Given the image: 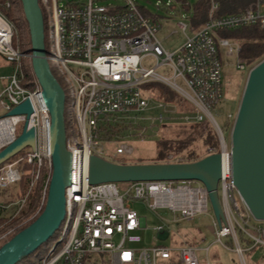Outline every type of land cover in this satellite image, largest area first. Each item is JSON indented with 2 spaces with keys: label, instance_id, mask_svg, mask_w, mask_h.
<instances>
[{
  "label": "built area",
  "instance_id": "2783aa9c",
  "mask_svg": "<svg viewBox=\"0 0 264 264\" xmlns=\"http://www.w3.org/2000/svg\"><path fill=\"white\" fill-rule=\"evenodd\" d=\"M37 3L40 11L41 6L49 8L48 21L42 19L50 47L49 53L44 48V57L63 90V111L73 118L79 139L72 134L65 136V148L70 153V184L64 188V215L54 239L41 245L36 264H210L207 259L200 262L197 256V251H202L206 258L208 245L199 248L192 242L178 248L163 244L132 246L139 240L134 232L144 227V219L131 207L132 201L143 202L150 210L166 209L189 220L208 211L207 194L201 183L196 181L199 184L193 186L191 180L130 181L119 191L116 182H87L89 155L115 163H133L120 160L132 156V145L119 140L121 135L104 133L99 123L102 127L125 126L129 134L136 128V114L149 103L165 111L178 110L179 104L153 100L144 93L142 85L147 82L161 83L188 105V110L179 116L183 123L205 121L213 128L220 153L217 193L223 213L220 224L212 219L214 240L221 248L235 252L239 263L245 264L244 251L264 247V229L241 209L235 196L228 146L211 109L221 98L220 53L232 56L238 51V46L219 36L218 31L246 24L264 28V0H254L235 14H217V0H206L202 24L190 25L187 32L184 23L176 24L183 41L173 51L162 47L156 36L158 26L141 13L133 0H122L120 4H103L99 0ZM13 33V24L0 12V56L12 65L10 75L0 76L4 83L0 109L5 111L0 116V150L18 137L23 128L22 125L18 132V125L26 121L27 128L34 129L35 145L25 147L0 166V188L18 182L20 165L27 162L33 164L30 187L40 179L43 199L51 173L49 114L33 72V87L23 85L21 58L25 56L31 68V53H21L12 45ZM147 57L154 60L150 68L141 64ZM234 65L238 71L244 69L237 60ZM158 66L165 67L168 75L154 72ZM25 99L32 106L28 117L25 113L7 114ZM161 119L158 114V121ZM144 130L145 126L139 127V133ZM109 142L115 145L113 152L106 155L104 145ZM213 152L212 148L206 149V154ZM182 160L181 155L166 156V162ZM24 202L25 197L16 201L18 210ZM154 230L162 233L164 227L157 225ZM238 232L248 240L246 246L241 245ZM167 236L168 231L164 239ZM222 238H229L232 246Z\"/></svg>",
  "mask_w": 264,
  "mask_h": 264
},
{
  "label": "water",
  "instance_id": "95a60500",
  "mask_svg": "<svg viewBox=\"0 0 264 264\" xmlns=\"http://www.w3.org/2000/svg\"><path fill=\"white\" fill-rule=\"evenodd\" d=\"M28 23L31 42V69L49 114L48 142L51 173L41 211L35 219L14 233L0 246V264H17L51 238L64 215V188L70 184V153L65 148L64 95L44 57L43 23L37 0H20ZM32 112L29 99L7 114ZM33 128L27 121L18 137L0 150V166L22 151L34 148ZM229 166L232 182L242 204L256 221H264V58L246 74L229 133ZM220 153L213 152L191 162L115 163L96 155L87 161V182H130L141 180L186 181L201 183L215 221H223L217 182ZM167 230L156 233L164 239Z\"/></svg>",
  "mask_w": 264,
  "mask_h": 264
},
{
  "label": "rangeland",
  "instance_id": "374dc122",
  "mask_svg": "<svg viewBox=\"0 0 264 264\" xmlns=\"http://www.w3.org/2000/svg\"><path fill=\"white\" fill-rule=\"evenodd\" d=\"M133 1L138 6L141 13L147 17L150 22L158 26L156 30V36L159 39L162 47L167 51L175 50L183 41L182 32L176 28V24L184 23L187 26L186 32L189 30V26L192 25L190 22L192 4L196 0ZM99 2L103 4H120L122 0H99ZM48 14L49 8L41 6V15L45 23L48 21ZM43 33L44 48L46 53H49L50 47L46 37V28L43 29ZM227 39L232 42L233 45L236 44L239 46L238 40L234 38ZM23 40L24 38H22V41ZM30 48L19 47V51L21 53H26L30 51ZM25 60H27V58L23 56L21 61ZM220 61L221 98L219 102L211 109V113L222 131L225 143L229 147V133L233 121L232 116L235 114L242 92V78L244 75L246 77L247 71L243 70L241 72L235 68V53L232 56H223L221 51ZM141 64L145 68H150L154 65V60L150 57H147L142 60ZM154 72L160 73L162 75H168L167 69L162 66L154 68ZM11 73V63L7 62L3 57L0 56V76H8ZM240 74L242 76H240ZM3 84L4 83L0 81V91L3 87ZM143 92L146 93V89L143 88ZM149 105L150 106H148L146 109L136 114L138 117L136 119V128H134L130 134H120L122 137H120L119 140H124L133 147V154L131 157H151L161 148H163L162 143V146L157 147L156 145L158 134L163 133V135H166L169 131H173L172 129L175 127V125H181L182 127L184 123L179 116L180 114L186 112L189 108L185 102H183V107L177 108L178 110L176 112L162 110L161 108L153 105V103H149ZM4 114L5 111L0 109V116ZM158 114H161L162 116L161 121H158ZM65 119V136L68 137L72 134L73 137L78 141L79 138L73 118L69 117L65 113ZM22 125L23 123L18 125V132L20 131ZM192 125L195 124H184L185 134L187 137H184L183 134H179L177 136L176 145H179L180 149H182V153L178 155L183 156L187 147H194L198 152L206 154L207 148L202 146L200 137L196 132L197 130L195 128H190ZM140 126H145V130L141 133H139ZM140 138H142V140H140ZM114 145L115 143L111 142L104 145V152L106 155H110L113 152ZM126 183L127 182H117L116 186L118 190L122 191ZM191 184L196 186L199 183L196 181H191ZM11 187H8L4 193V196H0L1 203L13 200V198L8 196L9 191L13 190ZM235 194L241 209L246 212L247 209L240 201L237 193ZM131 207L136 211L138 217L144 219V227H140L134 232L139 236V240L135 243H132L133 247L141 248L156 244H163L165 246L178 248L186 243L194 242L197 246H199V248L207 245L209 246L206 258L204 257V253L202 251H197V256L200 262H205L207 259L210 264H240L239 258L235 252L221 248L220 245L214 240V234L212 230V219H214V217L211 213L209 205L207 213L197 214L189 220L182 219L177 213H172L166 209L158 208L150 210L144 205L143 202L136 200L131 202ZM19 210L17 209L16 213L19 212ZM34 215L35 213L24 218L22 223L18 224L16 228L18 229L21 224L30 220ZM251 220L259 223L264 229V221H256L253 218ZM157 225H162L164 229H167L168 236L165 239H159L156 236L154 227ZM16 228H9V230H12L10 233L7 232L8 230L0 233V246L14 233H16ZM4 234L7 235L6 237L2 238ZM51 239H54V237ZM222 241L226 243L227 238H222ZM243 258L245 264H264V247L257 246L253 250L244 251ZM35 262H37L36 258Z\"/></svg>",
  "mask_w": 264,
  "mask_h": 264
},
{
  "label": "trees",
  "instance_id": "16d2710c",
  "mask_svg": "<svg viewBox=\"0 0 264 264\" xmlns=\"http://www.w3.org/2000/svg\"><path fill=\"white\" fill-rule=\"evenodd\" d=\"M7 2H9V5H7ZM217 2H218L217 14H235L243 11L245 8L251 5L254 2V0H217ZM206 10H207L206 0H196L192 4V14L190 17L191 24L196 27L202 24V22L205 19ZM0 12L14 26L12 45L17 49H19V47L30 48L31 42H30L28 23L24 17L20 0H0ZM218 34L219 36L224 38H230V39L234 38L238 40L239 46L236 54V60L239 63L243 64L244 66L243 70L248 71L253 65H255L262 58H264V28H260L257 24H246L231 29L219 30ZM22 38H24L23 41ZM21 62L24 72L23 85L31 88L33 87V83H34V76L32 74V70L27 60ZM50 71L54 75L53 70L50 69ZM240 76L242 75L240 74ZM244 80H245V75L242 78V85L244 83ZM142 87L146 89L148 96L153 100L169 101L179 104V107H183V101L179 99L171 90H169L161 83L147 82L143 84ZM63 116H64V127H65V123H66L65 113H63ZM233 117L234 115L232 116V119ZM184 124L182 127L181 125H175V127H173L172 129L173 131H169L166 135H163V133L158 134L156 145L157 147H159L162 146L161 145L162 143L163 148H161L153 156L148 158L121 157L120 160L130 161L133 163L166 162V156L168 154H172L176 156L182 153L181 152L182 149H180L179 145L178 146L176 145V140L179 134L181 135L183 134L184 137H187V135L185 134ZM192 126L190 128H195L197 130L196 132L200 137V142L202 146L207 149L212 148L215 152H217L218 143L212 127L205 121L197 123ZM99 127L104 133H108L110 135H116V134L120 135L126 133L125 126L117 128L115 126H112L111 124H107L106 127H102V123H99ZM102 134L103 133H101V135ZM204 155L206 154L198 152L194 147H187L186 151L184 152V155L182 156L183 157L182 162L195 161L203 157ZM20 166L22 172L20 180L12 184V187L11 185L8 186L13 189L8 193V196L13 198V200L5 201L2 203L0 202V233L9 230V228H13V227L16 228L18 224L22 223L24 218L35 213V215L30 220L24 222L23 224H21L20 227H18V229L17 228L16 229L17 231H19L25 226H27L35 219L36 215L41 211L44 203L45 193L43 194V199H41L42 181L38 179L35 182V184L32 187H30V171L33 168V164L25 162L22 163ZM8 187L0 188V196H4V193L6 192ZM22 197H25L24 205L21 207L19 212L16 213L19 207V204H16V201ZM51 238H49L47 242H49ZM238 238L241 241V245L243 246L247 245L248 240L242 238L240 232H238ZM226 244L230 247L232 246V243L229 238H227ZM40 248L41 245L33 253H31L27 257H24L17 264H36L37 262H35V258L38 261ZM254 248L255 247H252L247 251L253 250Z\"/></svg>",
  "mask_w": 264,
  "mask_h": 264
},
{
  "label": "crops",
  "instance_id": "0c3cea01",
  "mask_svg": "<svg viewBox=\"0 0 264 264\" xmlns=\"http://www.w3.org/2000/svg\"><path fill=\"white\" fill-rule=\"evenodd\" d=\"M263 10H264V7H263ZM146 158H148V157H146Z\"/></svg>",
  "mask_w": 264,
  "mask_h": 264
}]
</instances>
